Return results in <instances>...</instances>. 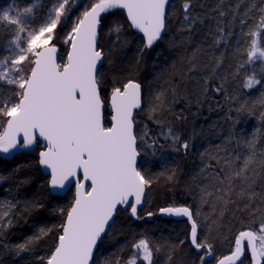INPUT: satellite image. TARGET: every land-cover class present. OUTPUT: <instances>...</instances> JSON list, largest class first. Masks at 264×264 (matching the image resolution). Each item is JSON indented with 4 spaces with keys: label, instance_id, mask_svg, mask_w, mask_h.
I'll use <instances>...</instances> for the list:
<instances>
[{
    "label": "trees",
    "instance_id": "obj_1",
    "mask_svg": "<svg viewBox=\"0 0 264 264\" xmlns=\"http://www.w3.org/2000/svg\"><path fill=\"white\" fill-rule=\"evenodd\" d=\"M185 2L170 0L164 34L150 48L132 30L123 11L104 14V103L123 82L134 78L140 84L143 106L134 114V132L141 170L151 181L143 207L150 209V202L155 209L189 207L199 240L213 246L208 264H216L234 248V236L255 231L264 223V61L247 62L249 33L264 15L260 11L264 0H187L191 4L187 21ZM48 9L42 2L25 15L27 29L40 27ZM9 15L16 16L15 11L11 9ZM0 25L9 26L3 21ZM11 29L14 33V26ZM61 29H56L53 41L60 48L59 63L68 51L58 35ZM253 76L261 83L245 88V81ZM15 99L14 86L0 81V104ZM185 142L187 151L180 147ZM40 147L38 143L32 152L18 148L6 156L0 153V264H46L64 210L73 201V189L62 197L50 194L48 177L38 164ZM221 168L226 171L218 176ZM141 209L139 219L143 218ZM128 210H117L92 264H127L133 256L132 238L147 231L144 236H149L153 249H160L161 244L154 252L156 264L201 263L197 257L202 253L196 254L185 243L190 232L187 221L155 218L136 222ZM183 240L186 249L179 243ZM126 250L128 255L123 254ZM241 261H251L249 252Z\"/></svg>",
    "mask_w": 264,
    "mask_h": 264
},
{
    "label": "snow or ice",
    "instance_id": "obj_2",
    "mask_svg": "<svg viewBox=\"0 0 264 264\" xmlns=\"http://www.w3.org/2000/svg\"><path fill=\"white\" fill-rule=\"evenodd\" d=\"M168 3L169 0H89L65 37L68 51L63 63H57L58 49L53 41L62 18L70 15L72 0H55L47 19L37 29L28 30L29 22L23 19L33 12L32 7H25L16 16H10L8 11L0 15V21L15 29L6 46L11 57L0 69V81L7 80L16 90L13 102L0 104V153L42 142L39 164L50 170V188L75 186L73 201L64 210L65 218L46 264H90L94 248L118 206L130 207L131 215L137 216L145 189L151 183L141 170L134 132V111L142 109L141 86L129 80L122 89L112 90L111 126H104V101L99 90V65L104 52L99 47L98 30L104 14L123 9L131 27L143 34L145 46L150 48L165 29ZM183 10L187 21L191 11L187 0ZM260 11L264 13V8ZM219 15L223 17L225 13L221 11ZM25 32L27 35H22ZM249 35L252 40L247 62L264 61V15ZM10 73L15 76L10 77ZM259 83L254 76L249 77L244 87L253 89ZM173 139L178 141L179 137ZM180 147L187 151L189 144L185 142ZM224 171L221 168L217 175ZM160 211L188 218L191 244L202 253L201 264H208L214 255L213 246L199 240L193 211L189 207ZM132 248L135 251L127 264H155L154 252L159 249H153L147 238H139ZM246 251L251 253V264L264 261V223L259 233L240 231L230 254L218 259L217 264H237Z\"/></svg>",
    "mask_w": 264,
    "mask_h": 264
},
{
    "label": "rangeland",
    "instance_id": "obj_3",
    "mask_svg": "<svg viewBox=\"0 0 264 264\" xmlns=\"http://www.w3.org/2000/svg\"><path fill=\"white\" fill-rule=\"evenodd\" d=\"M19 1H21V4H19L15 0H0V13H3L4 11H8L9 14H11V9H12L15 11V14L17 15L18 13H21L25 7H32L34 9L37 6H40L42 2H45V3L47 2V4L49 5V9H48V13L45 15V20H46L50 11H51V8L53 7L54 2H55V0H19ZM88 3H89V0H72V7L69 9L70 15L63 17L61 20V23L59 25L62 27V29L60 30V34H58V35H61L60 38H64V41H65V37H66L67 33L71 30L73 23L76 21L77 17L82 13L84 8L88 5ZM10 6H11V9L9 11V10H7V8H9ZM11 16H14V15H11ZM66 27H68V28H66ZM12 31H13V29L9 30V26H6V25L1 26L0 25V69H2L4 66H6L7 59L11 57V53L8 51L6 46L8 45L10 39L13 38V32ZM22 35L26 36L27 32L22 34ZM7 38H9V40L5 41ZM64 41L62 43L64 44L63 46H64L65 51H66V49L68 50V45ZM65 61H66V58H65V60L61 61V63L65 62ZM99 71H100V69H99ZM9 76L10 77L15 76V73H10ZM4 82L7 83V80H4ZM149 205L151 206L150 209L147 208L146 205L141 209V212H143L142 213L143 217L146 214H148L149 212H151L153 215H155L159 212L160 209H162V207H159V206L156 207V209H155L153 207L152 202H150ZM171 206H173V205H171ZM157 227H159V226L157 225ZM259 228L255 230L257 233H259ZM141 237H143V236H141ZM141 237H139V238H141ZM139 238H137L133 243H135ZM134 251L135 250L133 249V253H134ZM138 264H142V262L138 261ZM155 264H156V262H155ZM248 264H251V261H249Z\"/></svg>",
    "mask_w": 264,
    "mask_h": 264
},
{
    "label": "water",
    "instance_id": "obj_4",
    "mask_svg": "<svg viewBox=\"0 0 264 264\" xmlns=\"http://www.w3.org/2000/svg\"><path fill=\"white\" fill-rule=\"evenodd\" d=\"M169 2H170V0H169ZM169 4V3H168ZM168 4H167V6H168ZM167 6H166V9H167ZM118 10H121V11H123L124 12V14H125V17H126V19H127V14H126V11L125 10H123V9H118ZM127 22L129 23V25L131 26V24H130V21H128V19H127ZM132 28V27H131ZM99 29H100V27H99ZM132 30L135 32V33H137V34H139V35H141L142 37H143V34L142 33H140L138 30H136V29H134V28H132ZM165 30V29H164ZM164 30H163V32H162V34H161V37L163 36V34H164ZM98 32H99V30H98ZM144 39V38H143ZM159 40V39H158ZM157 40V41H158ZM144 44H145V40H144ZM154 44H155V42H154ZM153 44V45H154ZM57 49H58V51H57V63H59V56H60V48L59 47H57ZM66 58H67V55H66ZM102 64V63H101ZM100 64V65H101ZM100 65H99V67H100ZM123 88V87H122ZM121 88V89H122ZM142 96V95H141ZM110 98H111V94H110V96H109V98H108V102H107V105H104L103 106V123H104V126H106V123H107V127H110L111 126V104H110ZM140 109H137V110H135L134 111V113L135 112H137V111H139ZM105 114L107 115L106 117H107V119H105ZM41 143V149L43 148V143L42 142H40ZM36 145H37V143H35V144H33L31 147H29V148H21L23 151H26V152H32V151H34L35 150V148H36ZM15 151V150H14ZM14 151H12V152H14ZM12 152H10V153H12ZM10 153H8V154H10ZM3 156H6V154H3ZM139 157H140V155H139ZM139 157H138V161H139ZM38 164H39V154H38ZM39 168H40V170H41V172L46 176V177H48V188H49V192H50V194L51 195H53V196H57V197H62V196H64L70 189H73V192H74V194H75V186H74V184H69V185H67L64 189H52V188H50V170H48V169H46V168H44L43 166H41L40 164H39ZM145 193H146V189H145ZM144 197H145V195H144ZM144 197H143V199H142V203H141V205H139L138 206V211L143 207V202H144ZM119 208H121L123 211H126V210H128V206H124V205H121V206H118V208H117V210L119 209ZM164 208H170V207H164ZM173 208V207H172ZM175 208H179V207H175ZM117 210H116V212H117ZM116 212H115V214H114V217H113V219H112V221L110 222V225H109V227H108V229L112 226V224H113V222H114V219H115V216H116ZM128 216L130 217V218H132L134 221H136V222H138L139 221V219H138V213H137V216L136 217H133L132 215H131V209H129L128 210ZM155 218H160V219H169V220H184V221H187V223H188V225L190 226V232H191V224L189 223V221H188V218L187 217H185V216H176V215H171V214H167V213H161V211L159 210V212L157 213V214H155V215H152V216H148V214H146L143 218H142V220H146V221H151V220H153V219H155ZM108 229L106 230V232L108 231ZM106 233H104V234H102V238L104 237V235H105ZM101 238V239H102ZM100 239V240H101ZM189 239H190V245L192 246V244H191V238H190V236H189ZM100 240H98V242H97V245L95 246V248H94V251H93V256H94V254H95V252H96V250H97V247H98V244H99V242H100ZM193 247V246H192ZM194 248V247H193ZM195 249V248H194ZM196 250V249H195ZM196 252H197V250H196ZM198 253H201V252H198ZM243 257V256H242ZM242 257H241V259H242ZM213 257H211V258H209V259H212ZM92 260H93V257H92ZM92 260L90 261V264H92ZM239 261H237V263H238ZM201 264V263H200ZM217 264V263H216Z\"/></svg>",
    "mask_w": 264,
    "mask_h": 264
},
{
    "label": "bare ground",
    "instance_id": "obj_5",
    "mask_svg": "<svg viewBox=\"0 0 264 264\" xmlns=\"http://www.w3.org/2000/svg\"><path fill=\"white\" fill-rule=\"evenodd\" d=\"M46 3H47V2H46ZM43 6H44V5H43ZM44 7H45V6H44ZM143 44H144V43H143ZM132 79H134V78H132ZM132 79H130V80L132 81ZM133 81H135V80H133ZM123 83L125 84V82H123ZM136 83H137V81H136ZM120 85H121V87H122V82L120 83ZM118 86H119V85H118ZM118 86H117V87H118ZM119 87H120V86H119ZM142 98H143V97H142ZM142 103H143V101H142ZM142 106H143V105H142ZM157 119H158V118H157ZM157 119L155 118L156 121H157ZM157 122H158V121H157ZM154 123H155V122H154ZM154 123H153V125H154ZM157 124H158V123H157ZM157 124H156V125H157ZM157 126H159V125H157ZM156 219H157V218H156ZM158 219H160V218H158ZM141 220H142V219H140L139 221H141ZM153 220H154V219H153ZM166 220H169V219H166ZM139 221H138V222H139ZM158 221H159V220H158ZM173 221H174V220H173ZM175 221H176V220H175ZM177 221H178V220H177ZM177 221H176V222H177ZM142 222H144V221H142ZM160 222H161V221H159V223H160ZM187 224H188V223H187ZM171 225H172V224H171ZM181 225H182V224H181ZM173 226L175 227V225H172V227H173ZM178 226H180V225H178ZM140 227H141V226H140ZM168 228H170V227H168ZM177 228L180 229V228H182V227H177ZM189 228H190V226H189ZM179 229H178V230H179ZM182 229H183V228H182ZM186 229L188 230V227H187ZM187 230H186V231H187ZM147 232H148V231H147ZM147 232H146V233H147ZM154 232H155V231H154ZM171 232H172V230H171ZM187 232H188V231H187ZM187 232H186V235H187ZM146 233L143 232V237H144V235H146ZM197 233H198V232H197ZM140 234H141V233H140ZM140 234H139V236H140ZM137 235H138V234H137ZM137 235H136V237H137ZM153 235H154V234H153ZM188 235L190 236V232L188 233ZM188 235H187V236H188ZM147 236H148V235H147ZM147 236H146V237H147ZM155 236H156V235H155ZM158 236H160V235H158ZM158 236H156V237H158ZM140 237H141V236H140ZM148 237H149V236H148ZM150 237H151V236H150ZM160 237H161V236H160ZM160 237H158V238H160ZM198 237H199V236H198ZM234 237H235V236H234ZM234 237H233V240H234ZM134 238H135V237H134ZM134 238H132V241H135ZM137 238H138V237H137ZM151 238H152V237H151ZM188 238H189V237H187L186 239H188ZM148 239H149V238H148ZM152 239H155V237L153 236ZM156 239H157V238H156ZM156 239H155V240H156ZM202 239H203V238H202ZM150 240H151V239H150ZM184 240H185V239H184ZM184 240H183V241H184ZM100 241H101V240H100ZM129 241H130V240H129ZM160 241L163 242L162 239H161ZM188 241H189V242H188ZM188 241L185 242V243H186V244H187V243H190V239H188ZM200 241L204 242V240H200ZM206 241H207V240H205V242H206ZM155 242H156V241H155ZM157 242H159V241L157 240ZM157 242H156V244H157ZM126 243H127V242H126ZM153 243H154V240H153ZM159 243H161V242H159ZM156 244H155V245H156ZM246 244H247V241H245V245H246ZM127 245L130 246L129 244H127ZM153 245H154V244H153ZM155 245H154V246H155ZM163 245H164V244H163ZM187 245H189V244H187ZM117 246H118V245H117ZM121 246H122V245H121ZM124 246H125V245H124ZM131 246H132V243H131ZM115 247H116V246H115ZM118 247H119V246H118ZM118 247H117V248H118ZM158 247L161 249V244H160V246H158ZM183 247H184V244H183ZM186 247H188V246H186ZM191 247H192V246H191ZM124 248H125V247H124ZM156 248H157V247H156ZM162 248H163V247H162ZM189 248H190V247H189ZM192 248H193V247H192ZM108 249H109V248H108ZM119 249H120V248H119ZM126 249H127V248H126ZM129 249H130V248H129ZM160 249H159V250H160ZM184 249H186V248L184 247ZM190 249H191V248H190ZM193 249H194V248H193ZM124 250H125V249H124ZM124 250H123V251H124ZM103 251H104V250H103ZM111 251H112V249H111ZM121 251H122V250H121ZM190 251H191V250H190ZM192 251H193V250H192ZM192 251H191V253H194L196 250L194 249V252H192ZM112 252H116V251L113 250ZM125 252H126V253H125ZM125 252H124L123 254H127V255H128L129 251H128V253H127V250H126ZM213 252H214V251H213ZM131 253H132V252H131ZM226 253H227V252H226ZM196 254H199V253L197 252ZM196 254H195V255H196ZM200 254H201V253H200ZM200 254H199V255H200ZM249 254H250V257H251V253H250V252H249ZM127 255H126V256H127ZM197 256H198V255H197ZM197 256H194V257H197ZM243 256H244V255H243ZM198 258L200 259V256L197 257V259H198ZM197 259H196V260H197ZM199 259H198V261H199ZM196 262H197V261H196ZM196 264H197V263H196ZM199 264H200V263H199ZM261 264H262V262H261Z\"/></svg>",
    "mask_w": 264,
    "mask_h": 264
},
{
    "label": "flooded vegetation",
    "instance_id": "obj_6",
    "mask_svg": "<svg viewBox=\"0 0 264 264\" xmlns=\"http://www.w3.org/2000/svg\"><path fill=\"white\" fill-rule=\"evenodd\" d=\"M101 29H102L101 31L103 33V41H102V45L100 46V48H102L103 49V52H104V16H103L102 22H101ZM99 73H100V76H99V81H100V83H99V90H100V94H101L102 100L104 101V56H103L102 64L100 66ZM109 95H110V93L108 94V97H106L107 98V102H108ZM104 105H106V104L104 103L103 106ZM36 148H37V145H36Z\"/></svg>",
    "mask_w": 264,
    "mask_h": 264
}]
</instances>
